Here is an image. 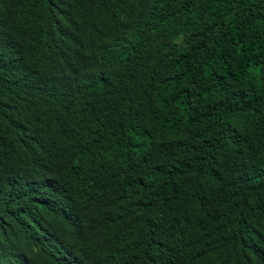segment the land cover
<instances>
[{
    "label": "trees",
    "instance_id": "obj_1",
    "mask_svg": "<svg viewBox=\"0 0 264 264\" xmlns=\"http://www.w3.org/2000/svg\"><path fill=\"white\" fill-rule=\"evenodd\" d=\"M0 184V264H264V0H0Z\"/></svg>",
    "mask_w": 264,
    "mask_h": 264
},
{
    "label": "clouds",
    "instance_id": "obj_2",
    "mask_svg": "<svg viewBox=\"0 0 264 264\" xmlns=\"http://www.w3.org/2000/svg\"><path fill=\"white\" fill-rule=\"evenodd\" d=\"M3 189H5V186L0 184V191ZM10 205H11V203H10ZM2 249H3V247L0 245V253L2 252ZM21 258H23V255L20 253L14 252V253H11V255H10L11 261L20 262Z\"/></svg>",
    "mask_w": 264,
    "mask_h": 264
}]
</instances>
